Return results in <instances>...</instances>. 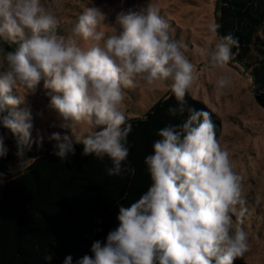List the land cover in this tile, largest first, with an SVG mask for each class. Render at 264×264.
I'll return each mask as SVG.
<instances>
[{"label":"clouds","instance_id":"clouds-1","mask_svg":"<svg viewBox=\"0 0 264 264\" xmlns=\"http://www.w3.org/2000/svg\"><path fill=\"white\" fill-rule=\"evenodd\" d=\"M123 2L114 22L104 6H85L71 30L59 35L58 17L42 0H0V39L16 46L0 49V128L15 140L20 170L34 159L27 157L33 146L40 149L45 141L34 129L28 100L42 84L56 117L50 127L61 130L47 137L54 142V155L66 163L79 144L83 156L107 157L112 164L107 174L119 175L133 128L122 109L125 89L152 90L171 81L176 106L167 111L172 117L187 113L186 118L157 131L152 153L144 159L150 187L130 206L118 208V226L104 241H94L91 255L76 264H235L250 251L242 227L243 177L217 139L211 114L187 106L196 69L170 37L159 6L148 2L124 9ZM221 27L215 19L207 25L214 43L200 53L208 58V70L223 73L239 40L220 35ZM231 83L230 76L219 75L217 95ZM82 126L88 134L80 132ZM7 138L0 134V158L9 151ZM3 182L0 173V186ZM63 264H72V257Z\"/></svg>","mask_w":264,"mask_h":264},{"label":"trees","instance_id":"trees-1","mask_svg":"<svg viewBox=\"0 0 264 264\" xmlns=\"http://www.w3.org/2000/svg\"><path fill=\"white\" fill-rule=\"evenodd\" d=\"M217 22L220 35L231 34L239 40L233 47L231 65H237L250 80L255 103L264 109V0H218ZM0 41V49L13 51ZM189 91L187 106L211 114L216 136H222V120L204 102ZM176 101L167 92L141 117L127 120L133 128L127 137L129 155L119 175L109 176L112 166L94 156H83L82 146H75V155L68 162L54 155V143L33 146L26 167L18 174L9 171L10 153L0 158L4 182L0 188V264H63L72 257V264L91 255V245L104 241L116 228L120 206L136 202L150 187L144 159L152 153L157 131L169 123L178 125L186 118L168 113ZM7 136L6 146L15 152V140ZM26 169V170H25ZM134 169V172L128 171ZM235 264H249L236 260Z\"/></svg>","mask_w":264,"mask_h":264},{"label":"rangeland","instance_id":"rangeland-1","mask_svg":"<svg viewBox=\"0 0 264 264\" xmlns=\"http://www.w3.org/2000/svg\"><path fill=\"white\" fill-rule=\"evenodd\" d=\"M148 2L159 6L160 15L170 25V37L179 42L181 51L195 66L197 80L190 94L204 102L221 118V146L230 153L234 170L243 177V196L247 212L242 227L248 233L250 251L237 260L249 264H264V109L255 103L249 87L250 79L239 66L229 63L223 73L208 70V58L200 53L201 48L214 43L207 32V25L213 19L217 22L218 0H124L123 8L143 6ZM42 3L57 15L58 34L66 35L84 7L91 4L104 6V11L109 12V22H114L121 0H42ZM110 9L115 11H109ZM0 41L8 46L13 45L2 39ZM81 43L85 45L86 42ZM221 74L230 76L232 83L224 90L223 95H217L216 81ZM170 84L171 81H168L152 90L142 85L125 89L126 97L122 109L127 120L141 117L167 92ZM49 99L42 84L34 96L28 97L33 110L34 129L44 134V142L51 144L54 142L47 137L61 130L50 127L56 117L48 108ZM37 112H42L43 117L36 116ZM80 132L88 134L89 130L82 126ZM75 135L74 132L73 136ZM7 147L11 154L9 171L18 174L27 164L18 170L15 152L9 145ZM235 219L233 216L234 221Z\"/></svg>","mask_w":264,"mask_h":264}]
</instances>
